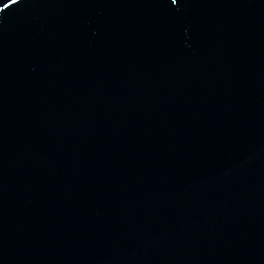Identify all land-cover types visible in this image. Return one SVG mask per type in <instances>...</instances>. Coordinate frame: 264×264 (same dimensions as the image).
<instances>
[{
    "label": "water",
    "instance_id": "95a60500",
    "mask_svg": "<svg viewBox=\"0 0 264 264\" xmlns=\"http://www.w3.org/2000/svg\"><path fill=\"white\" fill-rule=\"evenodd\" d=\"M0 264H264V0L0 11Z\"/></svg>",
    "mask_w": 264,
    "mask_h": 264
},
{
    "label": "snow or ice",
    "instance_id": "6c2138e0",
    "mask_svg": "<svg viewBox=\"0 0 264 264\" xmlns=\"http://www.w3.org/2000/svg\"><path fill=\"white\" fill-rule=\"evenodd\" d=\"M172 4H176L177 0H171ZM16 4V0H7V3L5 4H0V11H3L4 9H6L9 5H14Z\"/></svg>",
    "mask_w": 264,
    "mask_h": 264
}]
</instances>
